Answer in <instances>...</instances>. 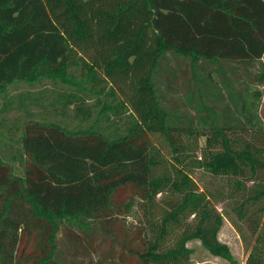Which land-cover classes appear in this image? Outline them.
Segmentation results:
<instances>
[{"label": "trees", "instance_id": "trees-1", "mask_svg": "<svg viewBox=\"0 0 264 264\" xmlns=\"http://www.w3.org/2000/svg\"><path fill=\"white\" fill-rule=\"evenodd\" d=\"M168 53L237 64L264 85V0H0V96L53 85L0 102L25 115L9 127L22 177L0 152V264H58L61 231L77 254L108 234L110 264H191L193 240L237 264L218 202L254 242L246 264H264V127L247 110L202 133L170 123L155 81ZM187 135L207 137L198 168L225 181L218 195L183 165ZM137 205L144 217L127 227Z\"/></svg>", "mask_w": 264, "mask_h": 264}, {"label": "rangeland", "instance_id": "rangeland-1", "mask_svg": "<svg viewBox=\"0 0 264 264\" xmlns=\"http://www.w3.org/2000/svg\"><path fill=\"white\" fill-rule=\"evenodd\" d=\"M260 63L264 64V57ZM222 71H225L226 77L222 75ZM249 71L253 72L254 69ZM155 81L161 104L171 114L170 123L191 125L193 129L202 133L206 132L214 123L219 126L245 123V111L247 110L251 111L264 127V85L251 83L249 75L241 69L240 65L201 61L196 67H193L191 58L168 53L162 62V67L158 70ZM43 82L35 84L15 82L9 86L6 96H0V102L9 99L14 102L16 107L19 95L42 90L44 84L47 88H52L51 82ZM256 91L262 94L259 101L253 97V93ZM30 109L37 114V118L41 117L42 112L39 108L31 106ZM4 119H7V122L5 127L0 128V152L3 151L6 154L4 159L12 168L14 175L22 177L24 175L23 167L19 163L11 161V157L16 155V151L19 149L17 140L21 133L13 135L15 130H10L9 127L18 119L24 120L25 115L22 110L15 108L0 112V122ZM53 119L54 117H50V120ZM57 119L60 117L55 118V120ZM183 141L189 147V152L183 156V165L190 167L192 178L202 190L209 189L218 195L217 188L225 181L214 179L204 169L198 168L199 163L202 162V154L206 149L207 137L187 135L184 136ZM168 156L172 158L171 155ZM219 197L217 196L218 199ZM216 207L224 216V224L219 233L220 241L230 247L237 264H246L254 242L251 241L248 233H242L240 230L239 223L231 212L228 202L224 204L218 202ZM143 217L144 212L140 205H137L125 222L122 220V223L127 227L136 228ZM97 235L100 237L99 241L105 238L100 248L96 247L97 242L90 248L91 252L96 249L97 253L89 254L79 246L77 254L65 232L61 231L58 235V250L55 257L57 263L90 264L94 262L98 264L101 262L110 264V259L106 258L109 250L108 234L99 231ZM188 247L194 251L191 264H231L227 260L212 256L198 240L189 242Z\"/></svg>", "mask_w": 264, "mask_h": 264}]
</instances>
